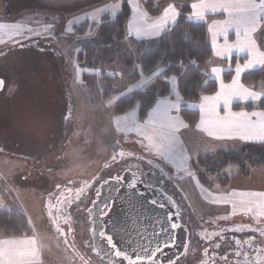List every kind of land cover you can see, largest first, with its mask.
<instances>
[{
    "label": "rangeland",
    "instance_id": "rangeland-1",
    "mask_svg": "<svg viewBox=\"0 0 264 264\" xmlns=\"http://www.w3.org/2000/svg\"><path fill=\"white\" fill-rule=\"evenodd\" d=\"M146 1L136 0L141 10L147 13V19L142 21L145 24L162 15L169 4H174L177 9L180 4V0H156L161 12L153 15L146 9ZM186 1L191 5L199 2ZM114 3H121V8L123 3L130 6L131 14L126 22L128 32V22L134 16L130 0H0V24L6 26L0 29V78L5 80L4 90L0 92V208H16L28 216L43 254L39 257V264L86 263L79 246L69 244L53 231L47 220L42 194L46 188L50 189L64 179H84L95 175L109 155V142L117 137L116 118L125 113L116 112L115 105L108 106L107 101L114 95H104L97 103L90 100L93 95L87 92L82 82V69L77 61V50L73 47L77 37L73 31L77 23L84 19L95 22L92 14ZM106 14L110 15L102 13L99 20ZM207 14L221 16L209 20L208 24L225 17L223 10ZM206 15L204 20L199 21H205ZM8 25L21 26V34H16ZM262 30L264 33V26ZM261 31L258 40L262 39L264 44ZM35 32L40 35H35ZM229 59L221 56L212 58L209 62L210 75L215 76L211 72L213 67L223 69L222 72L230 69ZM214 79L220 83L221 78L215 76ZM166 85L165 81L156 77L147 86L160 95H166ZM258 85L260 92L264 88V80ZM140 119L143 122L147 115ZM195 129L196 126H188L178 133L189 156V170L195 176L191 161L197 156L239 147L233 143H212ZM117 133H134L143 139L136 131ZM165 161L173 167L178 184L197 219L226 215L230 210L223 203H213L214 199L223 198L216 197L210 189L220 192L244 182V188L264 191V168H256L249 177L238 180V166L233 165L226 171L227 166L224 172L231 175V183L225 187L215 183L209 189L200 181L197 184V176L193 179L183 171L179 160ZM250 215L254 216V213ZM257 217L264 219V215ZM89 254L87 250L86 257ZM90 264L100 263L90 257Z\"/></svg>",
    "mask_w": 264,
    "mask_h": 264
},
{
    "label": "snow or ice",
    "instance_id": "snow-or-ice-1",
    "mask_svg": "<svg viewBox=\"0 0 264 264\" xmlns=\"http://www.w3.org/2000/svg\"><path fill=\"white\" fill-rule=\"evenodd\" d=\"M130 3L132 4L134 16L128 22V32L125 39L133 35L136 39L158 38L162 33L170 31V25H174L181 15L174 4H169L163 9L162 15L153 22L145 24L142 21L147 19V13L141 10L136 0H130ZM191 7L193 11L189 19L194 17L197 20H204L206 13L209 11L215 13L223 10V12L227 13L228 18L226 20L214 21L209 26V31L212 32V47L215 55L231 58L233 51H235L237 53H245L247 57L243 63L237 60L234 69L235 75L228 85H225L223 80L220 79L223 69L219 67L211 69L212 74L217 79H220V90L212 96L202 95L199 105H189V107L199 108L200 122L197 127L205 131L208 136L218 140L238 139L245 142L264 143V111H253L251 113L246 111H231V104L234 100L256 102L264 98V88H262V91L257 92L245 87L241 83V76L244 72L257 67L264 68V51L258 46L253 36L254 33L264 26V0H199L198 3L192 4ZM121 10V3L109 4L102 9H97L92 14V18L99 24L101 22L99 16L102 13H110L111 17L115 18ZM5 27L4 24H0V29ZM7 27L12 29L16 34H21V26L8 25ZM49 27L51 26L49 25ZM230 29H235L236 40L234 43H229L228 41ZM34 34L40 35L39 32H35ZM221 35L224 37L222 45L217 42V37ZM192 63L194 64L195 61H192ZM177 67L184 68L183 61H179ZM136 68L139 71V80L131 87H127L126 91L122 90L119 95H114L107 101L108 106L111 107L122 102V98L124 97L130 100L125 114L116 118L117 131H136L139 135L143 136L144 141H147L144 147L148 151H154L157 156L164 160H179L182 170L188 172V175L193 179H196L195 174L189 170V156L186 150L183 149L178 137L181 128L189 126L179 115L181 105L185 102L178 88V76L171 75L170 77H166V83L170 86L168 93L160 95L155 99L154 104L147 111V119L141 122V119L138 117L141 102L135 100V90L142 89L150 84L164 72V68L157 63L155 68L147 70V74L142 65L137 64ZM109 75H120V73L112 72ZM79 78V66H77V79L79 80ZM0 87H3L2 80H0ZM221 105L226 110L224 117L219 115ZM253 117L256 119H253ZM119 155L123 156L124 153L121 152ZM112 159L116 160V156H113ZM151 162V160L148 161V163ZM232 167L233 165L230 164L226 171H229ZM122 179L123 177H115L117 183ZM108 182L104 181L105 184ZM199 183V180H197L198 185ZM87 186L85 185V187ZM57 187L59 188V185ZM129 187H136L135 180L129 184ZM68 191L71 192V189ZM83 191V187L77 189V199H79L80 193ZM99 195L101 193L97 190V196ZM232 195L235 196V193ZM61 196H63V193H61ZM241 197L239 205L245 212H252L255 209L257 210V216L264 215V193H246L241 194ZM60 202L64 203V201ZM68 203H71V201L69 200ZM112 203L114 204V201ZM152 203L155 204L156 201L153 200ZM213 203H232L234 209L237 207L235 200L214 199ZM52 207L54 205L50 203L49 216L52 215ZM108 212H110L109 204L108 202H104L101 216L108 214ZM169 219L171 220V216ZM53 223H55V218L53 219ZM180 226L177 222H171L170 224L171 230H175ZM57 230L60 231L59 228ZM238 230L242 229H233V231ZM250 230L256 231V229ZM164 231H167V229L162 228V232ZM260 234L264 236V230H261ZM99 236L106 241L112 255L121 258L115 264H123L124 261H127V264H161L160 257L163 255V249L170 247L174 243L172 239H165L162 243H157L154 248H143L140 253H135V259H133L132 255L128 252L117 247L111 234H107L102 230L99 232ZM36 243L35 238L24 241H0V264H39V249ZM237 244H239V241H237ZM185 252H187V246H185ZM237 255H240V253L237 252ZM168 264H174L173 260L169 259ZM246 264H251V262L246 261ZM256 264H264V257L257 256Z\"/></svg>",
    "mask_w": 264,
    "mask_h": 264
},
{
    "label": "flooded vegetation",
    "instance_id": "flooded-vegetation-1",
    "mask_svg": "<svg viewBox=\"0 0 264 264\" xmlns=\"http://www.w3.org/2000/svg\"><path fill=\"white\" fill-rule=\"evenodd\" d=\"M117 132L116 139L113 138L109 142L108 157L95 175L84 179L78 177L64 179V182H58L50 189L46 188L42 194L47 220L53 231L69 244L79 246L81 256L87 264H90V257L95 258L100 264H115L121 259L112 255L106 241L99 236V232L103 230L111 234L118 247L121 243L119 238L122 233L121 226L129 227L137 217L147 213L145 199L147 209L153 207L160 212V225L163 222L169 224L167 231L160 230L164 240L176 241L175 244L172 243L173 245L179 242L177 238L179 227L171 230V222H177L187 229L186 238L180 241L179 251L175 250L172 253L163 251L160 257L161 264H168L169 259L174 263L178 261L177 264H205V262L206 264H246V261L256 264L257 256L264 257V236L260 234L261 230H264V219L255 216V213L252 216L248 212L233 213L231 210L226 215L223 213L222 216L209 215L204 219L195 218L187 196L178 184L179 179L173 167L155 152L148 151L144 147L147 142L136 137L134 133L121 135ZM121 152L124 153L123 156L119 155ZM113 156H116V160L112 159ZM149 160L152 162L148 163ZM115 177H123V179L117 183ZM134 180L136 187L130 188L129 184ZM104 181L109 182L105 184ZM82 187L84 191L77 199V189ZM69 189L71 192L68 191ZM97 190L101 195L97 196ZM107 197H111L108 214L101 216V213L96 214L95 211L93 213L90 210L94 202L96 205ZM69 200L71 203H68ZM153 200L156 201L155 204L152 203ZM50 203L54 205L51 208V216H49ZM103 207L104 204L100 207L101 210ZM115 208H118V213ZM114 213L117 220H108V217ZM54 218L55 223H53ZM58 228L60 231L57 230ZM237 228L242 230L233 231ZM81 234L86 237L81 238ZM246 241L250 242L246 243ZM87 250L90 252L88 257L85 255ZM237 252L240 255H237ZM166 258L167 261H164ZM123 264H127V261Z\"/></svg>",
    "mask_w": 264,
    "mask_h": 264
},
{
    "label": "trees",
    "instance_id": "trees-1",
    "mask_svg": "<svg viewBox=\"0 0 264 264\" xmlns=\"http://www.w3.org/2000/svg\"><path fill=\"white\" fill-rule=\"evenodd\" d=\"M146 4L149 13L158 15L161 12V6L156 0H147ZM190 5L189 1L180 0L178 11L181 15L177 22L170 25V31L162 33L155 40L136 39L133 36L125 39L126 22L131 14L127 3L122 4V10L115 18L106 14L99 24L88 19L77 23L73 31L77 35L73 47L77 50V61L82 69V82L88 89L87 92L93 95L90 100L97 103L104 95H119L122 90L126 91L130 84L139 79L137 64L142 65L147 74L148 69L155 68L159 63L164 68V72L158 76L160 79L166 82V77L178 76V88L185 102L181 105L180 115L190 128H195L199 112L188 104L200 100L202 95H211L218 90L217 80L210 76L209 62L213 57V49L208 34V21L221 16L207 14L205 21L194 17L189 19ZM261 32L263 37V30ZM259 44H263L262 39ZM244 58L245 56L235 55L229 59L230 69L222 74L224 82H231L237 60L242 61ZM179 61H183L184 68L177 67ZM112 72L120 75L110 76L109 73ZM262 80L264 68H256L242 75L245 84L257 86ZM166 84L164 88L168 93L170 86ZM134 95L135 100L141 102L138 112L142 119L160 96L149 86L135 90ZM129 104L130 100L124 97L122 102L115 105V111L125 113ZM240 106V103H235L233 107ZM255 106L264 109V98L256 103L248 102L244 108L250 110ZM191 163L202 185L210 189L215 183H219L225 187L230 183L231 175L224 170L230 164L237 165V174L245 177L251 175L256 168H264V143L247 142L240 144L237 149L204 153ZM32 233L33 227L22 210L0 208V235L21 237Z\"/></svg>",
    "mask_w": 264,
    "mask_h": 264
},
{
    "label": "water",
    "instance_id": "water-1",
    "mask_svg": "<svg viewBox=\"0 0 264 264\" xmlns=\"http://www.w3.org/2000/svg\"><path fill=\"white\" fill-rule=\"evenodd\" d=\"M0 80L3 81V87H0V92H2L5 87V80L3 78H0ZM110 198L111 197H107L104 200L99 201L98 203H96V205L94 204L90 210L93 213L95 211L96 214L101 213L100 207L104 204V202L109 203ZM144 204L146 206L145 210L147 213H145L144 216L137 217L135 219V222H131L129 227L124 225L125 227L123 228V226H121L122 233L119 235L120 242L122 244L121 243L118 244V247L128 252L130 255H132L133 259H135V253H140L143 248H149V247L154 248L157 243H162L164 238L162 237L160 230H162V228L166 229L169 226L167 222L166 223L163 222L165 224L163 225L162 223L160 225V220H159V218L161 217L159 215L160 212L153 207L147 209L146 199L144 200ZM168 205H170V203ZM115 209L118 213V208ZM108 220L116 221L117 220L116 214L114 213L111 217L109 216ZM186 233H187L186 227L181 225L178 231L179 235L177 236V238L179 239L178 244L173 245L176 243L175 241L172 244L173 246L166 247L163 249V251L169 253H172L175 250L179 251L180 249L179 247L181 244L180 241H183L186 238ZM167 259L168 258L164 259V261H167Z\"/></svg>",
    "mask_w": 264,
    "mask_h": 264
},
{
    "label": "crops",
    "instance_id": "crops-1",
    "mask_svg": "<svg viewBox=\"0 0 264 264\" xmlns=\"http://www.w3.org/2000/svg\"><path fill=\"white\" fill-rule=\"evenodd\" d=\"M224 15H225V17L222 19V20H218V21H224V20H226L227 18H228V15H227V13H225L224 12ZM214 21H212L211 23H209L208 24V34H209V39H210V43H211V40H212V32H210L209 31V26L213 23ZM263 27V26H262ZM262 27L256 32V33H254L253 34V36H254V39L256 40V42H257V44H258V46L261 48V46H260V44H259V40H258V35H259V32L262 30ZM235 40H236V35H235V29H230L229 30V33H228V41H229V43H234L235 42ZM217 42H218V44L220 43V42H223L224 43V37L221 35V36H218L217 37ZM211 45H212V43H211ZM221 45H222V43H221ZM212 49H213V47H212ZM261 50L262 51H264L262 48H261ZM232 55H238V56H245V58L242 60V61H239L240 63H243L244 62V60L247 58L246 57V54L245 53H237V52H235V51H233V53H232ZM215 57H219V56H217V55H215V52H214V49H213V57L212 58H215ZM221 57H224V58H227V59H229V57L228 56H221ZM212 60V59H211ZM210 60V61H211ZM257 68H260V67H257ZM234 69H235V66H234ZM256 69V68H255ZM253 70V69H252ZM248 71H250V70H248ZM248 71H246V72H248ZM245 73V72H244ZM243 73V74H244ZM222 74H223V72H222ZM242 74V75H243ZM211 76V75H210ZM212 78H214L215 76H211ZM220 78L222 79V75L220 76ZM241 79H242V76H241ZM223 80V79H222ZM232 81V80H231ZM218 82V90L217 91H219L220 90V83H219V81H217ZM224 82V81H223ZM231 82H229V83H226V82H224V84L225 85H228V84H230ZM241 83L245 86V87H248L249 89H251V90H253V91H257V92H259V85L257 84V86L256 85H251V84H245L242 80H241ZM250 86V87H249ZM251 86H253V89H252V87ZM212 95H215V93L214 94H211V95H208V96H212ZM250 102H252V101H250ZM256 102H258V101H256ZM256 102H252V103H256ZM199 103H201V100H198V101H196V102H191V103H189V104H191V105H199ZM235 103H240L242 106H240V107H237V108H235V107H233L234 106V104ZM246 103H243L242 104V102H240V100H234L233 102H232V104H231V111L232 112H241V111H246V112H249V113H251V112H253V111H264V109H260V108H258V107H254L253 109H250V110H248V109H246V108H244V105H245ZM192 108H195V109H197L198 110V112H199V120H198V123H197V125L199 124V122H200V111H199V108L198 107H192ZM225 114H226V110L224 109V107H223V105H221L220 106V109H219V115L221 116V117H224L225 116ZM253 119H256L255 117H253ZM197 125H196V131L198 132V133H202L206 138H208L209 140H210V142H226V143H233V144H235V145H240V144H242V143H247V142H245V141H240V140H238V139H235V140H232V139H224V140H218V139H215L214 137H210V136H208V134L205 132V131H203L202 129H200V128H198L197 127ZM250 143H258V142H250ZM250 176V175H249ZM249 176H246V177H249ZM243 177H245V176H237L236 178L239 180V179H243ZM244 180V179H243ZM230 183H231V181H230ZM229 183V184H230ZM245 187V184H244V182H241L238 186H235V187H233V188H230L229 190H224V191H220V192H217V191H213V194H215L217 197H219V196H221L222 198H223V200H235L236 202H237V207L234 209L233 208V205H232V203H223V205H225V206H227L228 208L230 207V210L233 212V213H236V212H238V211H240V212H243L244 210L242 209V207H240V205H239V201L241 200V194H246V193H264V191L263 190H252V189H248V188H244ZM233 193H235V196H233L232 194ZM218 194V195H217ZM229 211V210H228ZM256 211L257 210H253L252 212H249V213H256ZM30 238H35L36 239V246H37V248L39 249V257H43V254H42V251H41V249H40V246H39V244H38V241H37V237H35V235H33V233L31 234V235H26V236H21V237H15V236H4V235H0V241H4V240H17V241H24V240H28V239H30Z\"/></svg>",
    "mask_w": 264,
    "mask_h": 264
},
{
    "label": "bare ground",
    "instance_id": "bare-ground-1",
    "mask_svg": "<svg viewBox=\"0 0 264 264\" xmlns=\"http://www.w3.org/2000/svg\"><path fill=\"white\" fill-rule=\"evenodd\" d=\"M82 249V248H81Z\"/></svg>",
    "mask_w": 264,
    "mask_h": 264
}]
</instances>
